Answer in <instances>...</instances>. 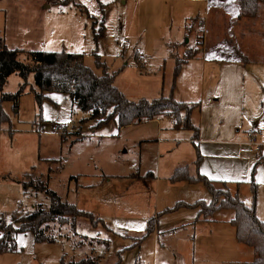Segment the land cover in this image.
<instances>
[{
    "label": "rangeland",
    "instance_id": "obj_1",
    "mask_svg": "<svg viewBox=\"0 0 264 264\" xmlns=\"http://www.w3.org/2000/svg\"><path fill=\"white\" fill-rule=\"evenodd\" d=\"M61 2L0 0V38L9 48L22 50L19 59L26 64H30L29 53L34 51L77 53L84 55L86 66L101 74L96 69L98 55L109 72L119 73L115 84L131 101L169 96L168 89L163 91L165 76L167 81L172 80L177 59L197 56L206 35L205 51L211 56L240 60L244 54L261 58L258 49L264 40L263 11L258 19L240 20L244 24L239 25L243 32L237 38L241 48L229 23L234 19H223L213 0L208 3L214 17L210 31L201 19H195L206 12L204 0ZM222 3L224 13L231 16L234 6L239 8L237 0ZM222 19L226 23L220 24ZM195 25L200 29H194ZM188 39L193 41L189 51L174 46ZM261 69L258 63L250 62L247 80L262 84ZM24 84L16 101L0 102V219L4 217L10 223L19 208L30 213L35 205L49 207L45 193L36 194L33 189L26 193L21 185L26 174H33L48 179L50 190L103 219L112 231L80 219L76 234L64 228L62 238L51 244L35 242L32 233H20L15 237L17 251L0 253V264H62L63 259L69 264L87 257L98 264H232L255 260V251L235 243L223 228H218L223 238L216 239L201 226L196 230L176 229L174 234L166 232L167 227L186 219L184 212H163L179 196L176 190H169L172 168L194 155L193 146L161 145L157 124L142 122L120 130L110 123L97 128L89 114L74 106L64 93H46L49 99L40 109L33 75L27 82L19 74L11 75L0 98L2 94L16 95ZM262 104L259 100L255 110L247 111L248 121H262ZM170 123L163 118L164 128ZM184 133L178 138L184 139ZM167 135L160 139H167ZM149 174L161 179L160 186L141 179ZM258 192L263 195L264 184L258 183ZM197 193L191 191L188 197ZM251 196L250 186L243 185L239 198L249 205ZM158 214L156 234L139 242L137 238L145 235L148 221ZM231 216H235L232 210L216 215L222 220Z\"/></svg>",
    "mask_w": 264,
    "mask_h": 264
},
{
    "label": "trees",
    "instance_id": "obj_2",
    "mask_svg": "<svg viewBox=\"0 0 264 264\" xmlns=\"http://www.w3.org/2000/svg\"><path fill=\"white\" fill-rule=\"evenodd\" d=\"M237 2L240 20H255L262 11L264 12V0H237ZM61 3L67 4L68 0ZM101 24L103 25V21ZM103 30L104 27L100 29L99 35ZM99 35L96 34V41ZM21 53H23L22 50L9 48L0 38V93L3 92L11 75L19 74L26 82L33 75L37 87L34 93L40 109L44 100L49 99L46 93L58 92L69 95L72 104L80 111L89 114V119L96 122L97 128L114 123L121 130L136 123L152 121L161 116H171L175 120L176 128L194 129L190 116L198 107L197 105L177 102L173 93L154 100H129L115 84L119 73L109 72L107 65L101 62L98 55H95L96 69L102 71L101 74L84 64L82 54L34 51L29 53L30 64H26L19 59ZM186 61L177 60L173 74V87ZM24 86L25 84L16 95L2 94L0 102L3 100L16 101L23 92ZM262 163H264V156L258 160L256 166ZM149 176L152 175L149 174ZM170 180L173 183L183 181L203 183L211 193L212 201L210 204L204 201H198L192 205L177 203L166 212H174L182 208L199 209V219L205 221L221 210L234 211L235 216L231 225L236 229L237 240L240 244L252 248L256 253V258L251 263L232 264H264V222L258 218L256 212L258 186L254 179L251 182L253 192L251 206H247L239 198L238 193H232L227 183H222L223 189L217 188L216 183L205 176L191 177L187 167L176 170ZM21 183L26 193L29 189L35 190L36 194L45 193L50 204L48 208L35 205L30 213L15 211L10 223L4 217L0 219L1 254L17 251L15 237L20 233H32L35 242L50 244L62 238L61 233L64 228L76 234L80 219H86L92 225H101L104 229L112 231L103 219L96 217L93 213L78 209L75 204L62 199L56 192L50 190L48 179L45 180L43 176L34 177L33 174H27ZM154 227L155 220L151 219L145 235L137 240L142 242L147 239L153 233ZM62 264H65L64 259ZM69 264H98V262L94 258L87 257Z\"/></svg>",
    "mask_w": 264,
    "mask_h": 264
},
{
    "label": "crops",
    "instance_id": "obj_3",
    "mask_svg": "<svg viewBox=\"0 0 264 264\" xmlns=\"http://www.w3.org/2000/svg\"><path fill=\"white\" fill-rule=\"evenodd\" d=\"M213 1L215 3L214 7H217V10L223 13V15L219 14L223 16V19L224 16L234 19L233 22L229 23L232 30L236 32L234 35L236 45L241 46V41H238L237 38L239 37L240 39L242 37L241 32H243V28H240L239 25L244 24L238 18L239 8L232 3H229L234 6V15L231 16L232 14L228 15L227 13H224L225 6L223 3L221 4L222 0ZM210 2L211 0H204L203 3L206 5V12L202 16L198 14L195 18L201 19L205 26L208 27L209 31L214 25L211 4H208ZM217 10H215L216 14H218ZM223 19L219 22L220 24L224 22L226 23ZM193 28L200 29L197 25ZM194 29H192L193 33L195 32ZM238 32L240 33L238 34ZM203 41L204 43L202 48L200 47L201 50L197 56L189 58L182 65L175 86L173 87V78L169 82L166 80V76L163 86V91L168 89V94L170 95L173 93V97L177 102L198 106L193 110L190 116V122L194 126V129L176 128L175 120L171 116H161L155 120L143 123L157 124L158 142L161 145H174L177 143L185 144L191 148L193 146L195 150L194 155L190 156V158H185L187 159L186 162L185 160H181L182 162H179L177 166L172 168V174L168 178L171 184L169 185V190H176V192L179 193V196L172 200L173 204L165 206L163 213L180 214V212H184L182 214H186L183 215L186 216V219L183 222L179 221L175 226H171L170 228L167 227V230L169 231L166 232L174 234L176 229L192 228L193 230H196L197 227L201 226V230H207L210 232V236L216 239L223 238V235L220 234L221 229H218L223 228V230L229 232L228 235L231 240L238 243L236 229L231 225V221L234 217H227L226 220L216 217L217 213L222 210L205 221H202L201 218L199 219V209L182 208L174 212H166L167 210L172 209L177 203L192 205L198 201H204L206 204H210L212 201V195L203 183H189L186 181L173 183L170 180L176 170L181 168L187 167L188 173L191 177H198L199 175L205 176L207 179L214 181L217 188L223 187L222 183H227L232 193H238L239 195L240 189L243 185H249L251 188V182L253 179L256 183L264 184L262 181V179H264V163L256 166L258 160L264 156V117L262 118V121L259 119L248 121L246 114L247 111L252 112L253 109H256L259 100L263 101L261 106L263 108L260 107V109L264 111V80L262 84H260V81L256 83L252 78L247 80V66L252 61L258 63V65L262 67L261 72L264 76V40L260 43L262 46H260L261 49H258L261 58H249V56L243 54V57H241L240 60L235 58L224 59L221 56L215 57L209 55L205 51V47L208 44L207 35ZM174 46L187 52L193 48V41L188 39L187 42L177 43ZM243 49L238 47V50L241 52L245 51ZM247 50L251 49L248 47ZM138 59L140 58L137 54L136 60ZM163 118L171 120L170 126L167 125L164 128ZM253 129L258 132L259 141L263 144L259 151L253 149L249 144L247 133ZM182 132L187 134L184 139L178 138L180 136L179 134H182ZM163 134H168V138L160 139ZM160 144L159 148H161ZM149 177L145 176L141 177V179L146 182L152 181L157 186H160V178L152 175L150 178L151 180H147ZM9 179L13 178L9 177ZM21 185L23 186L22 183ZM191 191L198 193L191 198L190 195L188 197V194ZM245 201L247 203V200ZM252 203L253 192L250 204L246 205L251 206ZM256 212L258 218L264 222V193L260 196L258 188ZM152 219L155 220L153 233L156 234L155 228L159 223V214L155 215ZM214 232H216V235H214ZM157 234L159 233L157 232ZM233 246L236 245L233 243Z\"/></svg>",
    "mask_w": 264,
    "mask_h": 264
},
{
    "label": "built area",
    "instance_id": "obj_4",
    "mask_svg": "<svg viewBox=\"0 0 264 264\" xmlns=\"http://www.w3.org/2000/svg\"><path fill=\"white\" fill-rule=\"evenodd\" d=\"M247 136H248V139H249L250 146L253 149L259 151L263 144L259 141L258 132L255 129H253V130H251V131H249L247 133Z\"/></svg>",
    "mask_w": 264,
    "mask_h": 264
}]
</instances>
